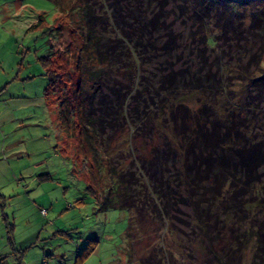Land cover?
<instances>
[{
    "label": "rangeland",
    "instance_id": "1",
    "mask_svg": "<svg viewBox=\"0 0 264 264\" xmlns=\"http://www.w3.org/2000/svg\"><path fill=\"white\" fill-rule=\"evenodd\" d=\"M0 1V264H77V256L91 239L98 240L97 249L82 264H145L146 260V264H213L211 251L228 253V264H252L256 241L237 247L245 239V230L264 234V185L250 189L237 214L228 208L230 202L216 204L213 219L218 224L213 232L220 231L222 237L208 240L194 226L192 207L180 203L187 188L180 167L186 139L169 126L168 116L173 104L188 108V116L207 104L223 122L230 121L234 112L248 117L237 125L241 134L246 133L242 139L263 140V95L254 97L251 84L231 73L217 74L215 86L205 80L207 68L216 62L234 70L246 65L259 48L254 38L229 50L215 31V41L205 45L195 34L184 7L186 0L132 1L141 9L146 26L159 14L158 27L144 31L146 41H153L159 51L146 49V65L136 80L140 88L142 77L150 75L155 87L150 86L151 93L142 96L136 115L130 104L134 91L127 101L126 122L115 126L116 135H109L103 147L93 149V144H85V134L64 124L59 95L56 100L45 97L49 80L38 61L51 46L57 57L53 70L64 76L59 88L68 85V68L62 66L74 24L50 0H26L22 13L15 8L17 0ZM41 15L45 28L52 29L50 34H45V28L29 31L33 17L38 22ZM167 26L178 36L173 57L161 54ZM119 32L111 28L113 35ZM170 68L189 73L185 79L188 90L160 83L158 75ZM216 72L214 67L212 73ZM201 74L204 85L196 81ZM146 114L147 124L140 126ZM112 168L126 176L125 182L130 180L124 197L133 205L124 202L125 190ZM148 171L167 178V194L173 203L167 208L169 216L162 201L153 196ZM260 173L264 180V166ZM233 192L226 185L221 196Z\"/></svg>",
    "mask_w": 264,
    "mask_h": 264
},
{
    "label": "trees",
    "instance_id": "2",
    "mask_svg": "<svg viewBox=\"0 0 264 264\" xmlns=\"http://www.w3.org/2000/svg\"><path fill=\"white\" fill-rule=\"evenodd\" d=\"M50 1L56 5L59 13L69 18L74 27H71L72 42L64 54L65 61L62 66L66 64L65 67L68 68L69 73L67 72L66 75L70 76V82L67 86L59 88L64 76L55 74L53 70L57 57L52 47H49L47 55L39 57L38 61L45 69L44 76L49 80L45 97L56 100L55 96L59 95L58 104L64 124L77 128L80 134H85V144L86 142L88 145L93 144V149H98L103 147L104 141H109L116 135L115 126L118 123L122 120L126 122L129 96L135 91L130 98L132 99L130 104H133L131 111L136 115L139 113L137 105L143 100L142 96H148L155 87V79L150 75L142 77L140 88L136 80H139V72L146 65L144 59L148 54L146 49L152 47L151 50H155L156 53L159 51L153 41H146L144 33L146 27L151 29L158 27L159 14L146 26L141 9L133 4H138L139 0ZM184 7L189 10L187 15L194 22L195 34L199 35L205 45H211L215 41V35L212 33L215 31L217 36H220L225 49L233 50L234 46L247 41L248 38H254L259 44L258 50L250 56L248 63L239 66L238 70L227 64L223 66L221 62L211 63L212 65L207 68V60H205L203 67L204 70L207 68V77L205 79L201 74L196 79L198 84L204 85L205 79L207 83L215 86L217 74L223 77L224 74L231 73L239 81L251 84L255 92L254 97L263 95L264 98L262 66L264 0H186ZM44 22L45 19L41 15L29 31L45 28L47 25ZM112 27L120 30L119 35L115 36L111 33ZM166 29L168 35L161 54L173 57L178 36L171 27L167 26ZM51 31L49 27L45 34H50ZM214 67L217 72L213 74ZM188 75L187 71L170 68L168 73L159 74L158 80L161 84L173 86V89L179 86L186 91L188 89L185 79ZM214 111V107L206 104L188 116V108L178 103L172 105L168 118L169 126L186 139V144L183 143V148L186 150L185 160L180 167L186 174L187 188L185 200H180V203L192 207L195 216L194 226L203 231L208 240L216 241L222 237L220 231L213 232V228L218 224L213 219V212H218L215 211L216 204L223 205L225 202H230L228 208L237 214L238 210H242L241 207L239 208L242 198L250 189L257 184L264 185L260 173V169L264 166V139L253 142L242 139L241 136L244 137L246 133L241 134L238 126L248 117L243 118L234 112L230 121L223 122L221 118H217L218 115L214 116ZM146 119L148 120L147 114L143 116V123L140 126L147 124ZM109 131H112V134H109ZM109 135L112 137H108ZM169 148L175 150L172 145H169ZM174 162L179 161L174 160ZM111 172L117 178L120 187L125 190L121 195L124 202L128 201L133 205L132 201L124 197L130 180L125 182L126 176L119 175L116 169L112 168ZM148 173L151 174L150 171ZM151 178L153 196L162 201L166 212L167 208L173 205L170 195L167 194L169 192V188L166 187L167 178L163 173L158 175L157 172ZM226 185L232 187L234 192L221 196V189ZM80 202L83 201H78ZM167 214L170 215L169 210ZM10 231L13 232L12 226L9 234ZM243 236L246 240L241 238L237 249H240L242 244L246 245L251 239L255 240L256 252L252 264H264V234L259 230L257 232L245 230ZM10 240H13V237H10ZM97 243V239H91L83 253L77 256V264H82L96 251ZM211 252L212 260L215 261L211 260L213 264L230 263L228 253L223 255L220 251Z\"/></svg>",
    "mask_w": 264,
    "mask_h": 264
},
{
    "label": "crops",
    "instance_id": "3",
    "mask_svg": "<svg viewBox=\"0 0 264 264\" xmlns=\"http://www.w3.org/2000/svg\"><path fill=\"white\" fill-rule=\"evenodd\" d=\"M1 3H3L2 1H0V4ZM6 2L4 1V4H5ZM7 4V3H6ZM15 8L17 9V13H22V11H24V10H26L27 9V4H26V0H17L15 3ZM37 17V16H36ZM33 20H35V22H37L36 21V18H34L33 17ZM35 22H34V24H35ZM19 26H21L20 24H18ZM21 27H25V28H27L26 27V25H24V26H21Z\"/></svg>",
    "mask_w": 264,
    "mask_h": 264
}]
</instances>
